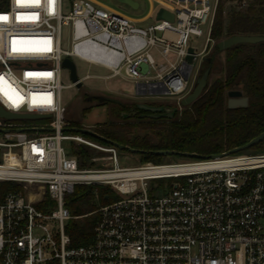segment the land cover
<instances>
[{"label": "built area", "instance_id": "obj_1", "mask_svg": "<svg viewBox=\"0 0 264 264\" xmlns=\"http://www.w3.org/2000/svg\"><path fill=\"white\" fill-rule=\"evenodd\" d=\"M150 1L143 18L101 0H72L67 11L64 0L0 8V104L49 114L35 122L0 117V181L18 185L0 200V264H264V149L122 166L117 146L67 130V56L126 76L137 93L176 96L183 108L190 36L208 25L195 60L214 41L219 0ZM160 7L174 20L139 25ZM65 140L106 152L113 166L82 165ZM79 184H106L118 197L96 209L93 240L76 246L66 232L74 217L66 197Z\"/></svg>", "mask_w": 264, "mask_h": 264}, {"label": "trees", "instance_id": "obj_2", "mask_svg": "<svg viewBox=\"0 0 264 264\" xmlns=\"http://www.w3.org/2000/svg\"><path fill=\"white\" fill-rule=\"evenodd\" d=\"M228 2L234 5L231 10L226 8ZM7 3L8 0H0V8L6 7ZM234 34H264V0H219L211 38L218 42ZM216 62L217 58L213 60L212 72L216 70ZM208 64L207 60L205 67ZM223 70L224 77L214 78L194 102L182 110L178 109L172 118H137V121L128 118L104 123L100 130H95L138 149L143 162L162 158L163 155L150 152L153 149L208 155L243 145L264 131V41L239 43L227 48ZM236 88L244 90L249 96L247 106H228L227 92ZM116 107L114 112L122 108L120 104ZM73 126L79 125L71 124L70 127ZM85 135L109 144L90 134ZM262 149L264 139L244 151ZM97 151L84 144L74 145L73 148V154L82 165H93L91 159L98 155ZM17 187L14 182L0 181V200L7 191ZM117 197L106 184L76 186L75 192L66 197L70 212L78 216L72 217L66 224V232L73 245L93 240L94 227L99 218L94 210Z\"/></svg>", "mask_w": 264, "mask_h": 264}, {"label": "rangeland", "instance_id": "obj_3", "mask_svg": "<svg viewBox=\"0 0 264 264\" xmlns=\"http://www.w3.org/2000/svg\"><path fill=\"white\" fill-rule=\"evenodd\" d=\"M72 0H64L65 11L70 9ZM106 4L119 9L133 17H141L145 15L151 9L150 0H138L140 6L138 8H133L127 3L121 2L120 0H101ZM234 7L232 3H226L227 10H231ZM228 12V11H227ZM156 15L149 17L147 20L142 21L139 25L146 26L151 23L157 22ZM204 33L202 35L192 34L190 36V45L195 47L198 51L202 50L207 43V30L208 25L203 26ZM70 33L67 28L63 29V47L70 46ZM216 41H211L206 53L199 55L193 61V69L190 76V90H192L197 76L205 68V63L212 53H216L217 62L216 70L211 72L210 80L211 82L214 78L224 77L225 70H223V63L225 59L226 50L215 52ZM77 66L78 76L82 80V85L80 87L76 85H70L73 81L70 76V70L67 67H63L62 70V80L66 85L62 89V103L65 106V119L71 124H78L82 127H88L93 130H100L101 125L111 121H122L126 119L123 115L121 117L119 114H115L112 111L116 109V104L113 102H99L98 100H89L85 97V94H94V95H109L116 98H119L122 102L130 104L134 101L138 102H170L176 104V96L167 95V94H140L137 93L136 84L134 81L128 79L126 76H106L109 74V71L99 65L89 64L79 58H73ZM159 61V60H158ZM90 74L91 76H86ZM182 110V108H179ZM126 114V112H124ZM130 121H137V118H130ZM18 121H40V119H18ZM1 137V134H0ZM79 145V143H76ZM84 144V143H83ZM74 142L71 140H65L63 146L66 152L70 155L73 154ZM85 145V144H84ZM260 150H249L248 152H256ZM98 159L94 162L93 165L100 167H110L113 166V161L108 160L106 157L102 156L107 155L105 152L97 151ZM118 158L119 163L122 166H133L142 163L140 154L128 149H118ZM191 157L180 155V154H167L163 155L162 158L154 162H170V161H179L187 160ZM147 162V161H145ZM153 162V161H151ZM153 181L152 183H154ZM97 199V198H96ZM96 211V210H94ZM75 217V216H74ZM78 217V216H77ZM68 223V222H67Z\"/></svg>", "mask_w": 264, "mask_h": 264}, {"label": "water", "instance_id": "obj_4", "mask_svg": "<svg viewBox=\"0 0 264 264\" xmlns=\"http://www.w3.org/2000/svg\"><path fill=\"white\" fill-rule=\"evenodd\" d=\"M121 2L127 3L133 8H138L140 6V2L138 0H120ZM174 13L165 7H160L157 12H156V18L157 19H169L171 21L174 20ZM264 41V34H234L230 35L228 37H225L218 42H216V51H223L226 50L227 48L239 44V43H258ZM189 54L187 56L188 61L192 63L194 61V53H195V48L193 46H190L188 48ZM216 57V53H213L209 58V64L204 68V70L197 76L195 84L190 92H188L183 98L180 100V105L182 107L187 106L194 102L203 92L204 90L208 87L210 84V74L212 72V63L213 60ZM63 65L70 70V76L75 83L76 86L80 87L82 85V80L78 76L77 73V66L75 61L71 57H65L63 60ZM228 95L230 96L229 101H228V106L233 108V107H240V106H247L249 103V98L247 96H244V92L242 89H230L228 90ZM97 98L99 102H114L121 104L122 101L119 98L109 96V95H97ZM139 108H145L153 111H162L160 114H154V118H159V117H168L172 118L175 116L177 110L180 108L179 105H174V106H169V105H157V104H150L146 102H139L138 104ZM49 116V114H40V113H17L13 112L11 110L6 109L0 104V117H4L7 119H32V118H39V117H46ZM69 131H74V132H82L86 134H90L96 138H99L100 140H103L105 142L111 143L118 148L121 149H128L130 151L138 152L139 150L136 148H133L129 145H125L123 143H120L118 141H115L111 138H108L96 130H93L88 127H82V126H73L67 128ZM264 138V131L257 135L256 137L252 138L250 141L243 145H239L236 147H233L227 151L220 152V153H212V154H201L198 152H189V151H179L175 149H153L150 150V152L154 154H161V155H167V154H180L188 157H213V156H222L224 154H229V153H236L243 151L250 146L256 144L257 142L261 141ZM143 151V150H140Z\"/></svg>", "mask_w": 264, "mask_h": 264}, {"label": "flooded vegetation", "instance_id": "obj_5", "mask_svg": "<svg viewBox=\"0 0 264 264\" xmlns=\"http://www.w3.org/2000/svg\"><path fill=\"white\" fill-rule=\"evenodd\" d=\"M214 51H216V49ZM216 58H217V56L215 57V59ZM243 92H244V96H247L249 98V96L245 93L244 90H243ZM85 97L89 100H92V101L98 100L97 95H94V94L91 95V94L86 93ZM229 98H230V96L228 95V92H227V103L229 101ZM144 102L150 103V104H157V105H164V104L169 105V106L175 105V104L170 103V102H148V101H144ZM103 103H105V102H103ZM138 103H139L138 101H134L130 104L122 102L120 104V106L122 108L118 112H116V111L115 112L112 111V112L115 114L116 113L119 114L120 117H121V115H123V116L125 115L124 117L126 119H128V118L129 119L130 118H154L153 117L154 114L162 113V111H153V110H149V109H145V108H139L137 105ZM116 104H118V103H116ZM124 112H126V114Z\"/></svg>", "mask_w": 264, "mask_h": 264}, {"label": "crops", "instance_id": "obj_6", "mask_svg": "<svg viewBox=\"0 0 264 264\" xmlns=\"http://www.w3.org/2000/svg\"><path fill=\"white\" fill-rule=\"evenodd\" d=\"M149 13H150V10L145 15H143L141 17H136V18H143L144 16H147Z\"/></svg>", "mask_w": 264, "mask_h": 264}, {"label": "snow or ice", "instance_id": "obj_7", "mask_svg": "<svg viewBox=\"0 0 264 264\" xmlns=\"http://www.w3.org/2000/svg\"><path fill=\"white\" fill-rule=\"evenodd\" d=\"M6 19V18H5Z\"/></svg>", "mask_w": 264, "mask_h": 264}]
</instances>
